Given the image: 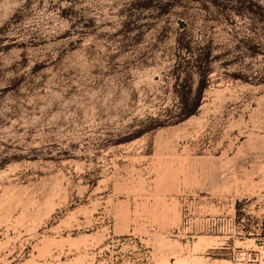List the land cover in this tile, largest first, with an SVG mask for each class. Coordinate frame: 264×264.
Segmentation results:
<instances>
[{
  "label": "rangeland",
  "instance_id": "374dc122",
  "mask_svg": "<svg viewBox=\"0 0 264 264\" xmlns=\"http://www.w3.org/2000/svg\"><path fill=\"white\" fill-rule=\"evenodd\" d=\"M0 264H264V0H0Z\"/></svg>",
  "mask_w": 264,
  "mask_h": 264
}]
</instances>
